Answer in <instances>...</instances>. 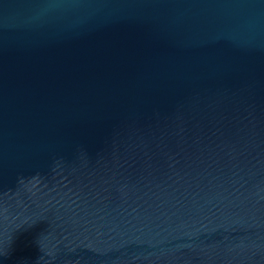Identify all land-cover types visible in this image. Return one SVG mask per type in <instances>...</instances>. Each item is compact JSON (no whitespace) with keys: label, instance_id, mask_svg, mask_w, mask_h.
Instances as JSON below:
<instances>
[{"label":"water","instance_id":"1","mask_svg":"<svg viewBox=\"0 0 264 264\" xmlns=\"http://www.w3.org/2000/svg\"><path fill=\"white\" fill-rule=\"evenodd\" d=\"M0 264H264V0H0Z\"/></svg>","mask_w":264,"mask_h":264}]
</instances>
